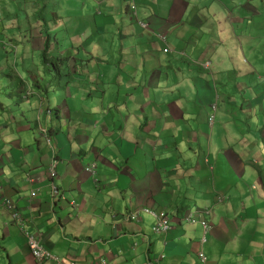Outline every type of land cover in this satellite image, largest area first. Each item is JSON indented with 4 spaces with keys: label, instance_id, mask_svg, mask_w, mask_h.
Returning <instances> with one entry per match:
<instances>
[{
    "label": "crops",
    "instance_id": "1",
    "mask_svg": "<svg viewBox=\"0 0 264 264\" xmlns=\"http://www.w3.org/2000/svg\"><path fill=\"white\" fill-rule=\"evenodd\" d=\"M35 1L0 0V195L23 222L1 198L0 264H64L37 261L24 229L74 264H197L189 212L211 220L207 264H264V0H59L45 32L32 24L52 0ZM20 15L28 44L10 32ZM144 207L169 214L168 234L125 220Z\"/></svg>",
    "mask_w": 264,
    "mask_h": 264
},
{
    "label": "built area",
    "instance_id": "2",
    "mask_svg": "<svg viewBox=\"0 0 264 264\" xmlns=\"http://www.w3.org/2000/svg\"><path fill=\"white\" fill-rule=\"evenodd\" d=\"M130 4H131V8L135 9L136 8V4H135V0H130ZM143 27H147V24L145 22H141ZM161 36V35H160ZM162 37V36H161ZM163 38V37H162ZM164 51H169V48H165ZM216 109H217V103H213L212 104V113L209 117L210 122L212 123L213 120L216 117ZM57 158L55 155V152L53 153V157L52 160L50 162L49 165V177L50 179H52L51 183H50V192H51V196L52 198L56 197L59 194V190L57 185L54 182V177L56 176V165H57ZM87 169L94 174L95 173V169H96V163L95 162H90L87 164ZM27 180L30 182H34V179L31 177V175L27 176ZM37 192V190H33L31 192V195H35ZM5 203L7 204V207L9 209L12 210V216L15 220L18 221L19 224H21V218H20V213L18 212V210H13L12 207V203L7 199L5 201ZM149 213L153 218H154V225H153V230L155 232H160V233H166L167 229H169L170 225H171V221L170 218L168 216V214L165 211H157V210H153L151 208L148 207H144L142 209H130L128 213L125 214L124 218L126 221H132V220H139L141 219V215L142 213ZM205 214H210L211 210H205L204 211ZM187 220L191 223H195V222H199L201 227H202V236L200 238V249L198 250V263L197 264H206L207 263V255L206 252L203 248L204 244L207 242L208 240V231H209V225H208V217L204 216L202 218H196L194 215H192L191 213L188 215ZM25 235L28 239V245L30 248V251L32 253V255L36 258L37 261H43V260H56L57 257L55 255H53V253L49 252L42 244V240L41 237L39 235H36L35 233L31 232L30 230H25ZM59 263H63L65 262L64 259H59L58 261ZM67 264H74L73 262H67ZM148 264H159L158 259L156 260H149Z\"/></svg>",
    "mask_w": 264,
    "mask_h": 264
},
{
    "label": "rangeland",
    "instance_id": "3",
    "mask_svg": "<svg viewBox=\"0 0 264 264\" xmlns=\"http://www.w3.org/2000/svg\"><path fill=\"white\" fill-rule=\"evenodd\" d=\"M45 1L46 0H37V1H35L36 3L37 2H40V6L39 7H43L44 6V4H45ZM57 1H59V0H52V4L51 5H49V6H51V8H50V11H49V13H48V6H46V7H44V9L41 11V12H39L38 13V15L39 16H41V19L39 18V16H38V20H41V21H39V23H34V25L32 24V28H34V27H37V28H39V29H41V28H43V31L45 32V30H44V28H45V20H47L49 23H52V24H55L54 22H55V19L53 18V16H47V15H49L51 12H52V10L53 9H56V7H57ZM89 2H94V0H88ZM63 2L64 3H62V6L65 4L66 6H65V8L66 7H68L69 9H73V7H72V5L70 4L72 1H69V2H66L65 0H63ZM87 2V1H86ZM68 3V4H67ZM82 3H83V1H82ZM46 5V4H45ZM28 13H30V11H28ZM124 16L126 15V13L124 12V14H123ZM121 16V15H120ZM116 17H119V16H116ZM120 18V17H119ZM54 19V20H53ZM26 20H27V18H24V17H22L21 15L20 16H18L17 17V20L15 21V22H17L19 25L16 27V28H14L13 30H10V32H13V33H15V32H20L21 31V37L24 39L25 38V36L27 37V40L25 41V43L26 44H28V41H29V37H30V25L26 22ZM36 21H37V19H35ZM34 20V21H35ZM76 20L77 21H79L80 23H81V16H79V17H77L76 18ZM43 23H44V25H43ZM45 35V34H44ZM36 37V36H35ZM45 37H47V34L45 35ZM53 39V40H52ZM52 39H51V41H52V43H51V46H52V44L54 43L53 41L55 40V38H54V36L52 37ZM62 41H65V38L64 37H62ZM21 47H22V49L24 48V44L23 43H21ZM53 48L55 49V45L53 46V47H51L49 50H51V51H53ZM61 74H64V69H62V71H61ZM16 83L17 82H15V83H12V87H14L15 85H16ZM24 87V86H23ZM55 150V149H54ZM54 152V151H53ZM52 152V153H53ZM56 152V151H55ZM57 154V153H56ZM55 154V155H56ZM56 157H57V155H56ZM57 160H58V158H57ZM92 162H95V161H92ZM255 187V186H254ZM224 201V197H220L219 198V202H223ZM208 209H210L211 210V213H212V208H207L206 210H208ZM204 212V211H203ZM208 214L209 216L211 215H213V213L212 214ZM146 214H148V215H150L149 213H147L146 212ZM192 214V213H191ZM192 215H194V214H192ZM196 218H201L200 216H197V215H194ZM202 217H204V216H202ZM208 225H209V231H208V233H210L211 232V230H212V224H211V220H209V218H208ZM191 223V222H190ZM195 223H199V222H195ZM200 224V223H199ZM172 229V225H170V227H169V229H167V231H166V233H164V234H168L169 233V231ZM156 233H159L160 234V232H156ZM203 248H204V246H203ZM204 250H205V248H204ZM206 252V251H205ZM32 254V253H31ZM54 255V254H53ZM207 255V254H206ZM56 256V255H55ZM197 256H198V252H197ZM57 257V256H56ZM208 257V256H207ZM208 260V259H207ZM59 261V257H57V259H56V262H58ZM69 262H73V261H68V263ZM74 263V262H73ZM207 264V263H206Z\"/></svg>",
    "mask_w": 264,
    "mask_h": 264
},
{
    "label": "clouds",
    "instance_id": "4",
    "mask_svg": "<svg viewBox=\"0 0 264 264\" xmlns=\"http://www.w3.org/2000/svg\"><path fill=\"white\" fill-rule=\"evenodd\" d=\"M135 4H136V0H135ZM129 6H130V8H131V4H130V0H129ZM136 6H137V4H136ZM131 10L132 11H136V8L135 9H132L131 8ZM146 23V22H145ZM147 24V23H146ZM144 28H148V24H147V27H144ZM210 65V62L208 61V62H206L205 64H204V66L205 67H207V66H209ZM214 103H217L216 101L214 102ZM211 107H212V105H211ZM217 107H218V103H217ZM216 111H217V109H216ZM212 113V112H211ZM211 113H210V115H211ZM216 114V113H215ZM210 115H209V117H210ZM216 118V117H215ZM209 119V118H208ZM215 120V119H214ZM214 120H213V122H214ZM209 122H210V120H209ZM212 122V123H213ZM211 122H210V124H212ZM55 152V151H54ZM53 152V153H54ZM53 153H52V157H53ZM55 154H56V152H55ZM57 158V157H56ZM51 160H52V158H51ZM51 162V161H50ZM58 163V162H57ZM96 163V162H95ZM49 165H50V163H49ZM49 165H48V168H47V176H48V180H49V183H48V194H49V196H50V198H51V201L53 202V203H55V201H56V199L57 198H59L60 196H61V191H60V188H59V186H58V184L56 183V177H57V170H56V176L54 177V182H55V184L57 185V187H58V190H59V194L56 196V197H54V198H52V196H51V192H50V183H51V181H52V179H50V177H49ZM56 167H57V165H56ZM87 167V166H86ZM95 172H96V169H95ZM95 174V173H94ZM93 174V175H94ZM30 175V174H29ZM27 176L28 175H26V177H25V179L27 180ZM32 177V176H31ZM33 179H34V182L36 181V179L34 178V177H32ZM28 181V180H27ZM28 182H30V181H28ZM30 183H32V182H30ZM33 190H31V192H32ZM38 191H40V189H38L37 188V192ZM31 192H30V196L32 197V195H31ZM37 192H36V194H37ZM33 196H35V195H33ZM1 198H4L3 199V205L5 206V207H7V204L5 203V201L8 199L11 203H12V205L14 206V204H13V202L9 199V198H5L4 196H2V195H0V199ZM148 208H150V207H148ZM7 209V208H6ZM152 209V208H151ZM153 210H155V209H153ZM157 211H164V210H157ZM166 212V211H165ZM167 213V212H166ZM168 214V213H167ZM190 214V212L187 214V216H186V218L188 217V215ZM168 216H169V214H168ZM169 218H170V221L172 222V219H171V217L169 216ZM12 219H13V222H16L17 223V225L18 226H21L22 228H23V222L21 221V224H19L18 223V221L17 220H15L14 218H13V216H12ZM22 220V219H21ZM25 230H27V229H24V235H25ZM34 233V232H33ZM25 237H26V235H25ZM27 238V237H26ZM27 243H28V239H27ZM63 259V258H62ZM65 260V259H64ZM44 261V260H43ZM43 261H41V262H43ZM40 262V261H39ZM59 263V262H58ZM64 264H67V262H63Z\"/></svg>",
    "mask_w": 264,
    "mask_h": 264
},
{
    "label": "trees",
    "instance_id": "5",
    "mask_svg": "<svg viewBox=\"0 0 264 264\" xmlns=\"http://www.w3.org/2000/svg\"><path fill=\"white\" fill-rule=\"evenodd\" d=\"M47 46H49L48 43V36L46 37L45 41V48L42 50L41 58L44 68V73L46 76L56 75L59 74V60L56 56H49Z\"/></svg>",
    "mask_w": 264,
    "mask_h": 264
},
{
    "label": "bare ground",
    "instance_id": "6",
    "mask_svg": "<svg viewBox=\"0 0 264 264\" xmlns=\"http://www.w3.org/2000/svg\"><path fill=\"white\" fill-rule=\"evenodd\" d=\"M5 198H6V197H5ZM6 208H7V209L10 211V213H11V216H12V210H11V209H9L8 207H6ZM12 209H13V210H15V206H13V207H12ZM18 212H19V211H18ZM19 213H20V212H19Z\"/></svg>",
    "mask_w": 264,
    "mask_h": 264
}]
</instances>
